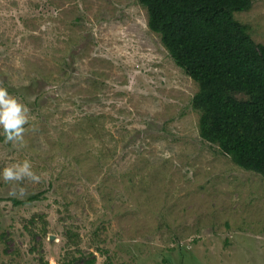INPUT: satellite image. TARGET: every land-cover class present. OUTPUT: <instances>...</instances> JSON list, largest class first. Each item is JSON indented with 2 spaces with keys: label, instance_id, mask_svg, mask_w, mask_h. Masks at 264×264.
<instances>
[{
  "label": "rangeland",
  "instance_id": "1",
  "mask_svg": "<svg viewBox=\"0 0 264 264\" xmlns=\"http://www.w3.org/2000/svg\"><path fill=\"white\" fill-rule=\"evenodd\" d=\"M234 18L264 45V0ZM0 87L29 120L0 173L40 177H0V264H264V177L199 135L139 0H0Z\"/></svg>",
  "mask_w": 264,
  "mask_h": 264
},
{
  "label": "trees",
  "instance_id": "2",
  "mask_svg": "<svg viewBox=\"0 0 264 264\" xmlns=\"http://www.w3.org/2000/svg\"><path fill=\"white\" fill-rule=\"evenodd\" d=\"M139 1L149 29L198 85L199 135L264 177V45L234 18L252 0Z\"/></svg>",
  "mask_w": 264,
  "mask_h": 264
},
{
  "label": "clouds",
  "instance_id": "3",
  "mask_svg": "<svg viewBox=\"0 0 264 264\" xmlns=\"http://www.w3.org/2000/svg\"><path fill=\"white\" fill-rule=\"evenodd\" d=\"M27 113L25 105L11 96L6 88L0 87V129L3 130L5 142L23 144L25 125L29 122ZM0 177L5 183L20 182L24 179L32 182L40 180V177L31 170V164L27 160L5 167Z\"/></svg>",
  "mask_w": 264,
  "mask_h": 264
}]
</instances>
